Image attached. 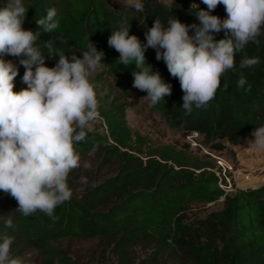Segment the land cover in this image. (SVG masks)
Segmentation results:
<instances>
[{
	"label": "trees",
	"instance_id": "16d2710c",
	"mask_svg": "<svg viewBox=\"0 0 264 264\" xmlns=\"http://www.w3.org/2000/svg\"><path fill=\"white\" fill-rule=\"evenodd\" d=\"M111 2L26 0L29 8L22 27L35 30L36 20L54 7L59 27L52 33H42L38 44L51 40V51L65 53L71 42L85 49L92 43L97 50L110 52V67L115 74L133 79L134 64L125 67L119 63V53L107 43L111 30L122 24L129 26V34L145 42L144 33L155 18L166 23L172 15L185 24L199 23L193 12L198 6L207 7L202 0H144L143 11L137 12L122 2ZM212 14L221 18L227 15L223 5H217ZM223 37V30L214 34V39ZM259 40V44L249 42L236 55L234 66L222 75L221 86L206 107L194 108L190 114L182 107L174 109L172 117L188 132H198L206 143L220 140L235 144L253 138L254 128L264 125V36ZM43 51L45 65L53 67L58 56L48 55L47 49ZM245 56L259 57L260 63L251 69L241 68L239 61ZM5 59L17 63L13 91L25 88V68L18 64L19 58L6 55ZM145 59L152 71H159L163 80L172 85L171 94L164 100L182 105L179 81L169 74L163 60L156 59L155 49L149 47ZM242 75L246 83L238 87ZM93 82L99 83V77ZM100 110L108 131L116 138L124 128L126 105L101 102ZM213 144L221 147L220 143ZM75 148L80 156L98 153L104 159L115 157L120 169L102 181L87 184L68 177L72 196L54 210L55 220L39 210L22 215L16 211L17 202L12 197L13 228L35 249L46 252L53 242L64 238H99L108 243L116 264H136L139 252L143 255L140 264H264V184L237 187L232 194H226L211 166L183 151L169 153L166 149L158 153L160 158L144 161L112 147L106 136L91 131ZM222 197L221 210L185 223V213L194 202L209 204ZM57 261L71 263L64 256Z\"/></svg>",
	"mask_w": 264,
	"mask_h": 264
},
{
	"label": "clouds",
	"instance_id": "9594fccd",
	"mask_svg": "<svg viewBox=\"0 0 264 264\" xmlns=\"http://www.w3.org/2000/svg\"><path fill=\"white\" fill-rule=\"evenodd\" d=\"M137 12L144 0H126ZM206 9L193 12L199 23L185 24L172 15L166 23L155 18L144 33L145 42L129 34V26L111 30L107 43L118 53V62L128 66L132 87L145 91L149 106L171 94L172 85L152 71L145 51L155 49L169 74L178 79L186 114L207 106L221 86V77L234 66V58L249 43L259 44L264 36V0H202ZM223 5L226 17L213 15ZM26 0H3L0 6V191L17 202L16 211L28 216L37 210L55 220L54 210L68 201L72 188L69 173L81 166L75 145L91 131L98 116L97 87L90 77L103 62L104 53L88 44L81 56L51 51V40L38 44L42 33L59 27L57 10L50 7L36 20L35 30L22 27L28 11ZM224 31L217 40L214 34ZM55 53L53 67L45 65V52ZM18 57L25 68V88L13 91L17 63L5 56ZM241 68H253L260 58L241 57ZM243 75L237 86L245 85ZM227 87V85H224ZM247 91V89H245ZM165 101V100H164ZM248 147L264 153V125L255 127ZM83 167H88L87 163ZM83 180V178H81ZM7 219L4 227L12 226ZM13 237L0 234V264H24L11 254Z\"/></svg>",
	"mask_w": 264,
	"mask_h": 264
},
{
	"label": "rangeland",
	"instance_id": "374dc122",
	"mask_svg": "<svg viewBox=\"0 0 264 264\" xmlns=\"http://www.w3.org/2000/svg\"><path fill=\"white\" fill-rule=\"evenodd\" d=\"M111 1L113 4L116 2L127 4L126 0ZM163 1L169 2L170 0ZM87 50L78 43L71 42L65 54L81 56L80 52ZM99 51L104 53L103 62L92 72L90 77L92 81L99 77L96 89L98 116L92 122L91 132L106 136L112 147L129 152L144 161L160 158L162 155L158 153L166 152V149L169 153L174 150L183 151L199 159L202 163L210 165L217 179H219L218 173L221 168H219L216 157H221L232 165V170L227 169L226 175L231 180L233 188H255L264 184V153H255L247 148L249 140L244 139L239 143L232 144L220 140L206 143L202 135L191 138V133L172 117L174 109L180 107L181 103L161 100L155 106H149L148 99L144 97L147 93L132 87L133 79L118 76L112 71L110 52ZM101 102L108 105H126L124 128L117 133L116 138H113L108 131L100 110ZM213 143H220L221 147H215ZM80 157L81 166L73 169L68 176H72L74 181L79 184L102 181L106 177L116 174L120 169V162L115 157L104 159L103 155L98 153ZM85 163L88 167H83ZM169 164H173L171 160H169ZM220 175L224 181H227L222 172ZM223 202L224 197L209 204L194 202L185 213V223L190 224L196 219L205 218L210 213L221 210ZM12 203V197L0 191V234L13 237L11 254L21 258L24 264H59L57 259L62 256L69 259L70 264H116V258L108 243L99 238H64L53 242L46 252L35 249L21 233L13 228V224L10 227H4V222L7 219L12 221L15 219ZM139 255L140 258L136 264H140L143 259L140 252Z\"/></svg>",
	"mask_w": 264,
	"mask_h": 264
},
{
	"label": "built area",
	"instance_id": "2783aa9c",
	"mask_svg": "<svg viewBox=\"0 0 264 264\" xmlns=\"http://www.w3.org/2000/svg\"><path fill=\"white\" fill-rule=\"evenodd\" d=\"M199 136L198 132H191V138H195ZM217 158V163L219 165V168H221V170L218 173V184L221 187L222 190H224L226 193L229 192H235L236 188L232 187V183L231 180L227 177L226 173H227V169L232 170V165L229 164L225 159L221 158V157H216ZM220 172H222L223 176L226 178L227 181H224L223 178L220 175Z\"/></svg>",
	"mask_w": 264,
	"mask_h": 264
},
{
	"label": "bare ground",
	"instance_id": "6f19581e",
	"mask_svg": "<svg viewBox=\"0 0 264 264\" xmlns=\"http://www.w3.org/2000/svg\"><path fill=\"white\" fill-rule=\"evenodd\" d=\"M252 139H254V137H253V138H251V139H248V138H246V140H252Z\"/></svg>",
	"mask_w": 264,
	"mask_h": 264
}]
</instances>
